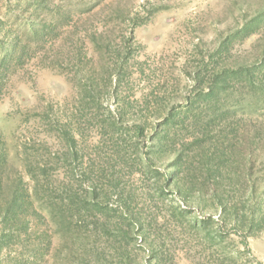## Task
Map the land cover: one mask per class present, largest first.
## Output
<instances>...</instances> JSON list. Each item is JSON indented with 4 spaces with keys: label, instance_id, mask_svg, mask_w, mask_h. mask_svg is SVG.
I'll return each instance as SVG.
<instances>
[{
    "label": "rangeland",
    "instance_id": "rangeland-1",
    "mask_svg": "<svg viewBox=\"0 0 264 264\" xmlns=\"http://www.w3.org/2000/svg\"><path fill=\"white\" fill-rule=\"evenodd\" d=\"M4 48L0 145L12 164L2 175L22 177L33 196L29 224L51 239L42 264H62L48 209L58 194L34 193L25 159L45 147L62 154L61 125L84 185L92 163L105 167L149 214L156 252L133 239L134 264H264V0H0ZM138 122L153 144L137 138ZM146 151L156 161L150 172ZM175 173L193 177L192 192H174L166 178ZM234 209L247 223L230 220ZM16 249L4 244L0 264Z\"/></svg>",
    "mask_w": 264,
    "mask_h": 264
},
{
    "label": "trees",
    "instance_id": "trees-1",
    "mask_svg": "<svg viewBox=\"0 0 264 264\" xmlns=\"http://www.w3.org/2000/svg\"><path fill=\"white\" fill-rule=\"evenodd\" d=\"M10 53L11 48H4L0 53V91L3 85L2 70L10 62ZM86 88L88 91H94L95 84H88ZM92 98L95 103L99 100L95 94ZM173 121L172 113L164 114V124L169 125ZM59 127L60 129L56 130L63 135L61 139L64 144H60L62 154L53 155L50 148L45 147L46 151L25 159L26 170L32 179L36 178L34 193L37 194L43 190L50 194H58L56 200L51 201L53 207L48 206L58 228L57 232L60 234L54 247L56 256L60 258L62 264H70V262L73 264H134L136 258L132 255L133 247L130 243L133 239L135 241L141 239L143 244L148 243L152 227L149 214L133 204L135 198L132 192L125 193L118 189V181L121 178L118 174H107L108 170L105 167H96L92 163L93 176H88V184L84 185L83 176L86 173L76 171V165L73 164L79 158L75 140L69 128L65 126L62 130V125ZM147 127L148 124L145 122L137 123V138L143 137L149 144H153L154 140L145 135ZM156 127L157 124L153 126L154 129ZM164 138L168 140L167 133ZM57 139L59 141L60 137ZM159 142L161 139L158 145ZM158 150L160 151L159 147ZM182 155L183 149H179L171 170L178 163H182ZM141 156V161L147 168L146 171L153 170L152 167L156 166V161L149 151ZM11 164L9 151L0 145V215L3 222V229L0 232V253L4 244H7L8 250L10 246L16 245L17 256L10 258L7 264H42L50 248L51 239L43 231H33L29 224L31 216H37L38 213L35 211L33 196H30L26 188L23 189L22 177L9 182L3 180V169ZM106 165L108 166V163ZM109 168H112V164ZM37 171L39 175H42V179L37 178ZM166 180L167 183L173 181L174 192L181 197L192 192L195 186L193 177L188 175L181 176L175 173ZM99 181H104L102 193L99 191ZM50 194L49 197H51ZM113 195L115 199L111 206H108ZM197 195L200 201H204L201 198L204 193ZM213 196L214 200L219 199L224 207L218 195L213 193ZM229 217L237 225L247 223L244 220L245 215H241L237 209H234ZM89 218L94 219L90 226ZM148 250L151 256L155 255L156 250L152 243H148ZM56 256H54V262L57 261ZM226 259L227 264H242L235 259H228V257Z\"/></svg>",
    "mask_w": 264,
    "mask_h": 264
}]
</instances>
